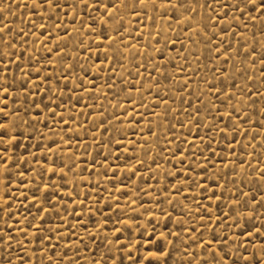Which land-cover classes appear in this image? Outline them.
I'll list each match as a JSON object with an SVG mask.
<instances>
[{
    "label": "rangeland",
    "instance_id": "obj_1",
    "mask_svg": "<svg viewBox=\"0 0 264 264\" xmlns=\"http://www.w3.org/2000/svg\"><path fill=\"white\" fill-rule=\"evenodd\" d=\"M0 29V264H264L259 3L0 0Z\"/></svg>",
    "mask_w": 264,
    "mask_h": 264
},
{
    "label": "snow or ice",
    "instance_id": "obj_2",
    "mask_svg": "<svg viewBox=\"0 0 264 264\" xmlns=\"http://www.w3.org/2000/svg\"><path fill=\"white\" fill-rule=\"evenodd\" d=\"M45 2H47V0H45ZM140 2H141V3H144L145 0H140ZM248 2L251 3V4H253V5H256L257 3H259V4H260V7H261L262 9H264V0H248ZM105 7H107V5H105ZM237 7H239V2H238V4H237ZM241 11H243V10L241 9ZM2 31H3V30L0 29V32H2ZM0 111H2V109H0Z\"/></svg>",
    "mask_w": 264,
    "mask_h": 264
}]
</instances>
